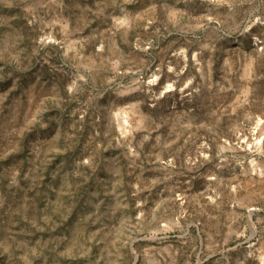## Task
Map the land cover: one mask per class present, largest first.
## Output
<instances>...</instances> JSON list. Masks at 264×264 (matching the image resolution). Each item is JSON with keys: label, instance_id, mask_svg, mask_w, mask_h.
Returning a JSON list of instances; mask_svg holds the SVG:
<instances>
[{"label": "rangeland", "instance_id": "obj_1", "mask_svg": "<svg viewBox=\"0 0 264 264\" xmlns=\"http://www.w3.org/2000/svg\"><path fill=\"white\" fill-rule=\"evenodd\" d=\"M0 264H264V0H0Z\"/></svg>", "mask_w": 264, "mask_h": 264}]
</instances>
